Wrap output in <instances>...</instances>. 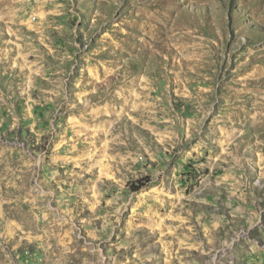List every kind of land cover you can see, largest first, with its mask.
<instances>
[{"label":"rangeland","instance_id":"1","mask_svg":"<svg viewBox=\"0 0 264 264\" xmlns=\"http://www.w3.org/2000/svg\"><path fill=\"white\" fill-rule=\"evenodd\" d=\"M0 264H264V0H0Z\"/></svg>","mask_w":264,"mask_h":264},{"label":"trees","instance_id":"2","mask_svg":"<svg viewBox=\"0 0 264 264\" xmlns=\"http://www.w3.org/2000/svg\"><path fill=\"white\" fill-rule=\"evenodd\" d=\"M143 186V183H139V185H137L134 189V191L139 190L141 187Z\"/></svg>","mask_w":264,"mask_h":264}]
</instances>
